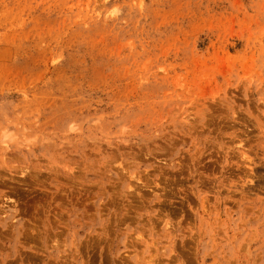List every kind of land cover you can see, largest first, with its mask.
<instances>
[{
	"label": "rangeland",
	"instance_id": "374dc122",
	"mask_svg": "<svg viewBox=\"0 0 264 264\" xmlns=\"http://www.w3.org/2000/svg\"><path fill=\"white\" fill-rule=\"evenodd\" d=\"M0 264H264V0H0Z\"/></svg>",
	"mask_w": 264,
	"mask_h": 264
}]
</instances>
